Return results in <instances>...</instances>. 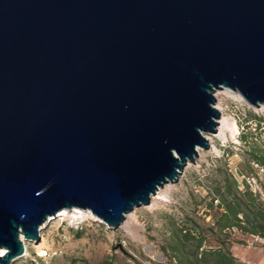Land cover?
Returning a JSON list of instances; mask_svg holds the SVG:
<instances>
[{
	"label": "water",
	"instance_id": "95a60500",
	"mask_svg": "<svg viewBox=\"0 0 264 264\" xmlns=\"http://www.w3.org/2000/svg\"><path fill=\"white\" fill-rule=\"evenodd\" d=\"M223 89L264 106V0H0V264L63 210L119 228L209 148Z\"/></svg>",
	"mask_w": 264,
	"mask_h": 264
},
{
	"label": "rangeland",
	"instance_id": "374dc122",
	"mask_svg": "<svg viewBox=\"0 0 264 264\" xmlns=\"http://www.w3.org/2000/svg\"><path fill=\"white\" fill-rule=\"evenodd\" d=\"M215 97L219 122L227 131L220 137L204 133L212 137L209 148L199 149L177 182L167 183L148 205L128 213L117 229L86 210L52 218L43 225L40 241H26L28 252L12 264H179L171 244L175 229L183 227L204 237V249L224 246L238 264H264V240L237 228L220 231L211 205V191L227 178H234L240 191L248 185L264 203V166L251 157L252 150L264 157V106L253 107L229 89ZM128 218L137 224L130 226ZM194 244L196 240L186 243V255L192 257Z\"/></svg>",
	"mask_w": 264,
	"mask_h": 264
},
{
	"label": "trees",
	"instance_id": "16d2710c",
	"mask_svg": "<svg viewBox=\"0 0 264 264\" xmlns=\"http://www.w3.org/2000/svg\"><path fill=\"white\" fill-rule=\"evenodd\" d=\"M251 151L252 161L264 166V157ZM228 177L231 174L225 172ZM214 195L211 205L216 209L215 225L220 231L237 228L243 233L264 240V203L247 185L245 191H240L237 181L226 179L224 186L217 185L211 191ZM215 202L217 203L215 205ZM188 227L176 228L174 241L171 244L179 264H238L237 258L230 249L223 247L204 249V237H197ZM196 240L192 257L186 255V243ZM201 249V250H200Z\"/></svg>",
	"mask_w": 264,
	"mask_h": 264
},
{
	"label": "bare ground",
	"instance_id": "6f19581e",
	"mask_svg": "<svg viewBox=\"0 0 264 264\" xmlns=\"http://www.w3.org/2000/svg\"><path fill=\"white\" fill-rule=\"evenodd\" d=\"M236 92L238 93V95H240L241 98H243V96L239 93V91H236ZM215 107H216V109H218L219 112H220L221 108L218 107V106H215ZM220 113H221V112H220ZM219 124H220L221 126H219L218 130L216 131V135H217L218 137L224 135L225 132L227 131V129H226V125L224 124L223 120L221 121V123L219 122ZM205 137H206V139L208 140V142L210 143L211 140H212V137L209 136V135H205ZM157 193L159 194V192H157ZM158 198L160 199V198H162V197L158 195ZM75 209H76V208H75ZM75 209H72V210H63L62 212L59 213V216H61V215H65V214H70L71 211H72V212L74 211V213H78V216H79V213H82V212H83L82 210H79V209L75 210ZM81 216H83V215H81ZM99 220H100V219H99ZM128 224H129L130 226H135L137 223H136V221H135L134 219H130V218H128ZM21 239L23 240V242H24V244H25V253H24V255H26V253L28 252V243L26 242V239L24 238V236H22ZM33 242H34V241H33ZM4 253H5V251L3 250V251L1 252V254L4 255ZM2 255H1V256H2ZM24 255H23V256H24Z\"/></svg>",
	"mask_w": 264,
	"mask_h": 264
}]
</instances>
